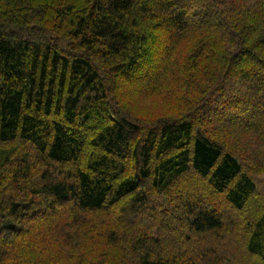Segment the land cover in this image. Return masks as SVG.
<instances>
[{"label":"trees","instance_id":"trees-1","mask_svg":"<svg viewBox=\"0 0 264 264\" xmlns=\"http://www.w3.org/2000/svg\"><path fill=\"white\" fill-rule=\"evenodd\" d=\"M261 174L264 0H0V264H264Z\"/></svg>","mask_w":264,"mask_h":264},{"label":"rangeland","instance_id":"rangeland-1","mask_svg":"<svg viewBox=\"0 0 264 264\" xmlns=\"http://www.w3.org/2000/svg\"><path fill=\"white\" fill-rule=\"evenodd\" d=\"M187 43L191 44V42H187ZM185 47L186 45L184 46V48ZM119 89H120V94L123 97V98L120 97L121 102L122 103L124 102L132 109L134 108L138 114L149 115L150 117H153V119H156L157 117L163 115L171 116L173 113L176 112L177 107L176 105L173 104L172 101H166L160 97H154L153 95L147 97H139L136 95H132L129 93L128 91L129 88L127 87H122V88L120 87ZM260 177L263 180L264 174H261ZM180 182L181 184L184 183L195 184L200 181L197 179H193L190 176H184L182 177ZM255 208H257V206H255Z\"/></svg>","mask_w":264,"mask_h":264}]
</instances>
